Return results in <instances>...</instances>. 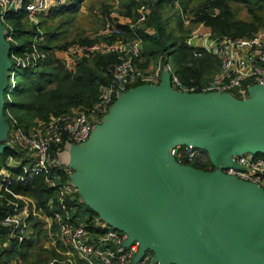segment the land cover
<instances>
[{
  "label": "water",
  "instance_id": "95a60500",
  "mask_svg": "<svg viewBox=\"0 0 264 264\" xmlns=\"http://www.w3.org/2000/svg\"><path fill=\"white\" fill-rule=\"evenodd\" d=\"M7 33L0 20V152ZM247 91L175 90L163 68L158 83L117 92L88 139L65 142L55 165L71 171L81 203L127 235L124 245L139 243L135 261L150 251L151 264H264V189L221 171L235 167L233 155L264 153V86ZM179 144L205 150L216 170L177 164Z\"/></svg>",
  "mask_w": 264,
  "mask_h": 264
},
{
  "label": "built area",
  "instance_id": "2783aa9c",
  "mask_svg": "<svg viewBox=\"0 0 264 264\" xmlns=\"http://www.w3.org/2000/svg\"><path fill=\"white\" fill-rule=\"evenodd\" d=\"M115 1L117 6L118 0ZM72 3L73 0H0V20L7 29L6 38L12 45L9 52L12 66L5 93L7 100L10 101L12 98L11 89L16 85L18 69L35 66L45 57V52L39 49L37 40H34L28 49L24 50L23 55H18L14 50L16 41L11 35L12 27L7 24L9 22L6 13L9 10L17 11L23 6L27 18L37 23L38 17L42 14ZM147 13V5L140 2L136 7L134 19L128 24L129 28L136 29L138 26L136 24L146 20ZM112 14L115 18H105L102 32L105 35L115 36L113 39L91 43L75 42L59 54L64 68L72 71L79 58L94 53H115L117 61L112 65L111 82L101 85L98 100L87 109L80 107L70 113L50 115L47 120H36L27 130L13 122L9 126L4 143L9 148L22 151V154L8 155L5 159L4 165L0 168V192L6 190L7 185L12 181L9 168H18L22 176L25 174L31 177L37 172L55 167L56 152L63 148L65 142L80 144L86 141L92 125L101 120L117 92L123 93L129 87L140 83H158L163 68L168 69L172 88L179 91H217L233 94V91L238 89L240 98H245L249 86L254 84L264 86V29L251 36H213L209 32H192L186 38V44L193 49L195 55L207 52L217 57L219 68L207 81L189 85L180 79L170 63L157 64L150 78H141L134 59L141 54L142 40L138 34L130 39H117L116 37L123 31L117 24L119 15L115 11H112ZM187 21L188 17L185 22ZM35 36L43 38L42 33L38 31ZM171 153L177 164L189 166L190 163L198 162L208 167V171L216 170L201 148L179 144L171 149ZM232 159L235 167L224 168L221 170L222 173L264 189V156L247 152L233 155ZM58 169L68 176L71 173L66 167H58ZM60 178L61 174L58 173L54 179H45L49 187L56 189V193L46 203L47 214L40 216L42 225L30 227V218L38 216L33 204L12 203L10 210L0 219V226L6 230L8 239L22 242L34 234L37 228L43 230L45 236L47 235L48 247L59 249V245L65 246V254L68 256L63 262L68 264H151L153 254L150 251H145L135 261L139 250L137 241L126 246L125 233L108 226L97 215L77 211L75 207L68 208L67 200L74 198L76 189L72 187L69 177L61 183ZM12 197L18 195L14 194ZM5 244L7 243L4 242ZM60 262L62 261L54 258L38 264ZM4 264L25 263L18 257H11ZM152 264H160V262L156 261Z\"/></svg>",
  "mask_w": 264,
  "mask_h": 264
},
{
  "label": "trees",
  "instance_id": "16d2710c",
  "mask_svg": "<svg viewBox=\"0 0 264 264\" xmlns=\"http://www.w3.org/2000/svg\"><path fill=\"white\" fill-rule=\"evenodd\" d=\"M83 1L73 0L72 4L51 9L46 15H50V13L59 14L61 12L75 13ZM101 1L100 9L104 16L103 19L115 18L108 0ZM119 1V12L121 15H132L133 12L136 14V7L140 2H144L148 7L147 19L143 23V27L131 29L127 22L117 23L126 35L132 37L138 34L142 38L141 55L145 59V63L142 65L147 66L149 62H156L158 58H162L163 63H172L175 73L185 83H193L189 81H198L206 76L214 75L219 68L218 59L207 52L195 55L193 49L186 44L184 37L179 39L171 38V31H167L166 18H164V9L167 5L170 7L180 5L182 10H189L195 19L203 20L211 26L214 32L233 34L240 32V30L238 29L239 20L232 13L231 3H244L248 7L250 15V20L245 21V23L254 28L264 25V0ZM215 8H218L219 12L214 16ZM25 14L26 9L22 6L17 11L9 10L6 13V19L12 22L13 20L18 21ZM175 16L180 27L181 18L177 14ZM70 20L68 19L62 24L69 23ZM11 27V35L16 41L14 50L17 53H21L31 45L32 41L29 37L35 35L36 30L34 28L28 30L19 25H14V27L11 25ZM64 32L66 33V29ZM62 34L63 30L46 31L42 40L37 42L39 49L45 52V57L39 60L35 66L20 67L18 69L16 85L11 89L12 98L9 101L5 97L3 107V115L9 126L14 122L24 130H27L36 120L43 121L47 120L50 115L70 113L72 109L83 108V105L92 106L98 100L101 85L112 80L113 74L110 67L113 65L112 62L117 61L115 53H104L105 55L102 56L99 54L84 56L79 59L74 70H66L59 58L50 53L51 42ZM86 36L81 37L80 35L75 40L89 41L90 39L86 38ZM103 38L111 40L114 37L113 35H105ZM233 95L240 98L238 89L233 91ZM203 151L207 154L205 150ZM21 152L16 148H4L0 152V168L8 155L18 156L22 154ZM257 154L264 156L263 152ZM189 166L204 171L209 170L208 167L198 162L190 163ZM8 170L11 172L12 181L7 185V191L3 189L0 193L3 192V194H7L10 197L18 193L32 195L35 196L37 204L42 207H45L48 199L56 193V189L49 187L45 179H54L59 173L61 174V183L69 177L68 174L60 172L56 166L48 168L46 171L37 172L31 177L25 174L23 177L18 168H9ZM67 206L68 208L75 207V210L80 212L96 215L89 207L79 201L77 193L74 194L73 199L67 200ZM9 210V207L0 203V219ZM34 224L37 227L39 221ZM35 234L39 236L43 233L36 228ZM33 239L29 237V239H25L20 243L17 240H10L7 246H0V262L4 264L11 257H18L23 263L33 261V259H30L31 253L29 252L31 248L29 246H31ZM8 240L6 230L0 226V245L3 242H8ZM41 249L44 253H49L52 256L51 258L61 257L53 248L49 250ZM41 259L42 257L37 260ZM57 264L68 263L62 261Z\"/></svg>",
  "mask_w": 264,
  "mask_h": 264
},
{
  "label": "rangeland",
  "instance_id": "374dc122",
  "mask_svg": "<svg viewBox=\"0 0 264 264\" xmlns=\"http://www.w3.org/2000/svg\"><path fill=\"white\" fill-rule=\"evenodd\" d=\"M195 1L196 0H193V2ZM108 2L111 4V7H112L111 10L115 11L119 15V17H117L118 21L127 22L128 24H130V22L132 21V18H134L135 16V13L133 12L132 15L123 14L125 16L124 17L119 12V2H120L119 0L117 2V6L115 5V2H116L115 0H108ZM101 3H102L101 0H84L81 6L79 7V9L75 13L61 12L59 14L50 13V15L42 14L41 16L38 17L37 23L27 18L25 14L21 18H19L18 21H15V20H13V22L8 21L9 23L7 24L9 26L13 25V27L14 25H19L28 30H30L31 28H34L36 32L37 31L41 32L42 35H44L46 31L63 30V34L59 38L51 42L52 48L50 50V53L56 56L57 58H59V60L61 61L59 54L63 53L66 50V48L72 43H75V42L91 43V42H101V41L107 40L103 38L105 34H103L102 32L105 19H103L104 16L100 9ZM247 8H248L247 5L244 3H237V2L231 3L232 13L234 14V17H236L239 20L238 29L240 30V32L233 33V34L214 32L210 25L206 24L203 20L195 19L192 13L189 12V10L187 11L182 10V7L180 5L179 6L176 5L174 7H170L169 5H167L164 9V18H166L167 31H171V35H172L171 38L173 39L174 38L179 39L181 37H184V40H186V38L190 36L191 33L194 31L209 32L213 36H219V35L251 36L255 34L256 32H258L259 30L264 29V25H259L258 27L254 28L253 26H249L248 24H246L245 21L250 20L249 11ZM218 12H219V9L215 8L214 13H213L214 16L217 15ZM175 14L179 15L181 18L182 23L180 27L177 24V18ZM187 17H188V21L185 22ZM68 19H71L70 22L63 25L62 22ZM144 22L140 24H136L138 25L137 28L143 27ZM65 29H66V33L64 32ZM80 35L81 37H84V35H87L88 37L86 36V38L90 40L89 41L75 40ZM29 38L31 39L32 42L34 40H37L36 42H38V40H42V36L39 38L35 35H32ZM116 38L117 39H130L131 37L126 35L124 32H122ZM19 54L23 55L24 50L21 53H18V55ZM98 54L100 56L105 55L104 53H95L89 56H94ZM162 60H163L162 58H158L156 62H149V65L143 66L142 64L145 63V59L140 54L134 59V62H135L136 69L140 77L143 79H148L151 77L155 66L159 63H163ZM114 63L115 61L112 62V64ZM170 65L173 66L171 62H170ZM110 69H112V67H110ZM212 76L213 75L206 76L205 78H201L198 81L190 80L189 82H193V83H187V84L189 85L190 84H194V85L200 84V83L207 81ZM17 79H18V74H17ZM89 107H90L89 105H83V108L87 109ZM72 110H76V108ZM75 145L78 148L81 147V144L75 143ZM16 195H18V197H12V196L10 197L7 194H3L2 192L0 193V201H1L0 203L6 207H9V209L12 207V203H16L19 205H22L25 203L33 204L38 211V216L30 218V223H29L30 227L31 228L34 227L35 225L34 223H37L38 221H39V225H42V222H41L42 218L40 216L47 214L46 208L37 204L35 196L28 195V194H22V193L21 194L18 193ZM41 231L43 233L42 235L37 236L35 233L30 235V237L34 238L31 246H29L31 247L29 250V252L31 253L30 259H33V261H29V263H25V264H32V263L38 264L39 262L44 263L54 258H57L58 260L63 261L64 258L68 256L65 254L66 248L63 245H59L58 246L59 249L53 248L61 257L56 256V257L51 258L52 256L49 255V253L47 252L44 253L42 251L41 248H45L49 250L51 249V247H48L49 239L47 235L45 236L44 231L43 230ZM10 240H13V239H9L8 242H6L7 244L5 245H4V242L1 243L0 246H7ZM41 257H42L41 260H37L38 258H41Z\"/></svg>",
  "mask_w": 264,
  "mask_h": 264
}]
</instances>
